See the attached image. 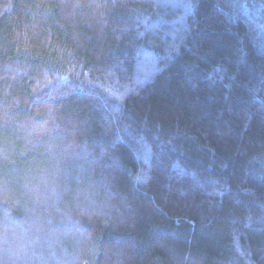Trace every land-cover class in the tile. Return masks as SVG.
I'll return each instance as SVG.
<instances>
[{"label": "trees", "instance_id": "obj_1", "mask_svg": "<svg viewBox=\"0 0 264 264\" xmlns=\"http://www.w3.org/2000/svg\"><path fill=\"white\" fill-rule=\"evenodd\" d=\"M0 264H264V0H0Z\"/></svg>", "mask_w": 264, "mask_h": 264}]
</instances>
